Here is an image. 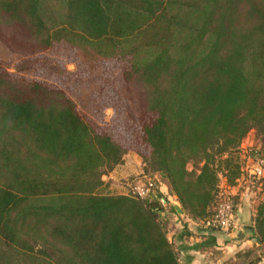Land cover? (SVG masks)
Returning a JSON list of instances; mask_svg holds the SVG:
<instances>
[{"label":"trees","instance_id":"16d2710c","mask_svg":"<svg viewBox=\"0 0 264 264\" xmlns=\"http://www.w3.org/2000/svg\"><path fill=\"white\" fill-rule=\"evenodd\" d=\"M0 47L87 58L56 83L0 65V264H184L157 181L148 198L102 192L104 169L136 153L205 226L252 130L264 167V0H0ZM114 59L109 91L95 69ZM252 221L257 244L223 264L262 262L264 197Z\"/></svg>","mask_w":264,"mask_h":264},{"label":"rangeland","instance_id":"374dc122","mask_svg":"<svg viewBox=\"0 0 264 264\" xmlns=\"http://www.w3.org/2000/svg\"><path fill=\"white\" fill-rule=\"evenodd\" d=\"M72 55L73 54L69 51L62 54V52L58 53L56 50H53L50 53L37 55L39 62H32L28 60L30 59L28 56L18 55L8 49L0 47V65L20 76H36L37 78L47 79L56 83L55 76L47 73L49 70L55 72L61 69L62 66L68 67L70 70H75L79 65L86 63L85 61L87 58L84 54L74 52V57H72ZM44 56L48 59L47 62H43V58H45ZM106 62L108 63L105 66L99 68V71L103 73H100L97 69H95L98 73V81L99 83L102 82V85H106V89L109 91H114L119 88L121 78L123 77V69L125 67L124 62L119 59ZM104 73L105 75H103ZM93 84L98 88V84H95L94 82ZM93 84H88L85 81L80 82V84H77L76 86V93L81 91H85L86 93L93 90ZM70 91H73L72 93H74V90ZM75 96L77 98L83 97L77 94H75ZM117 98L119 99L121 96L118 95ZM111 103L121 105V103L117 100ZM111 103L109 102L105 105L108 118L113 113V108L109 106L113 105ZM101 104L102 102H100V105ZM122 108L126 111L124 105H122ZM123 116L125 117V114H123ZM257 144H259V137L257 136V133L252 130L247 134L241 145V148H244L249 154L243 164V176L237 180V184L234 186L229 187L222 185V197L228 191L227 194H231L234 204L237 205L238 212L240 210L239 204L243 198L247 201V203H249V205L255 208L257 203L264 197V190L261 192V186H257V184L261 181L260 179L264 176V171L259 173L258 169L263 170L264 167L262 166L261 160H257L251 155V148H254ZM102 179L104 181L102 192L118 194L124 192L132 193L134 190L139 192L142 196L145 195L144 197L146 198L151 196L149 194L146 195L147 189L150 186H153L154 182L157 181L159 190L166 195L168 200L170 199L172 201L173 199L172 196L167 194L170 190L168 183L161 177L160 174L144 170L141 158L133 152H129V154L125 155L123 162L116 166L113 170L104 169ZM160 198L165 208L161 213V216L164 219V227L167 236L172 242L175 236L174 233H176L182 226L177 225L178 220L171 213V211H169L171 207L170 204L166 202L164 197Z\"/></svg>","mask_w":264,"mask_h":264},{"label":"crops","instance_id":"0c3cea01","mask_svg":"<svg viewBox=\"0 0 264 264\" xmlns=\"http://www.w3.org/2000/svg\"><path fill=\"white\" fill-rule=\"evenodd\" d=\"M167 194L169 195V192ZM172 197L169 211L178 220L177 225L182 226L174 233L172 243L184 264H223L226 259L235 257L257 244L252 221L254 208L244 198L239 204L238 212L242 228L226 232L210 230L193 221L175 197ZM260 264H264V259Z\"/></svg>","mask_w":264,"mask_h":264},{"label":"built area","instance_id":"2783aa9c","mask_svg":"<svg viewBox=\"0 0 264 264\" xmlns=\"http://www.w3.org/2000/svg\"><path fill=\"white\" fill-rule=\"evenodd\" d=\"M262 171L264 169H258L259 173ZM227 192L223 195L212 218L206 222V227L226 232L236 230L238 227L242 228L243 225L239 221L237 205L234 204L231 194H227Z\"/></svg>","mask_w":264,"mask_h":264}]
</instances>
